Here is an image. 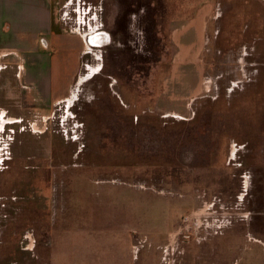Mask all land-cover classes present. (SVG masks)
<instances>
[{
	"label": "rangeland",
	"instance_id": "obj_1",
	"mask_svg": "<svg viewBox=\"0 0 264 264\" xmlns=\"http://www.w3.org/2000/svg\"><path fill=\"white\" fill-rule=\"evenodd\" d=\"M66 1L48 106L0 53V264H264L239 202L241 147L264 136V0H89L97 32Z\"/></svg>",
	"mask_w": 264,
	"mask_h": 264
},
{
	"label": "crops",
	"instance_id": "obj_2",
	"mask_svg": "<svg viewBox=\"0 0 264 264\" xmlns=\"http://www.w3.org/2000/svg\"><path fill=\"white\" fill-rule=\"evenodd\" d=\"M88 1L77 0V7L83 13L92 11L93 16L89 20L87 19V22L92 21L93 24L89 25L87 23L86 27L87 29L93 28L95 29L94 32H97L101 28L97 13L102 11V4L91 5V2L89 3ZM72 2L71 0L66 1L65 5L67 6H63V12H66V9ZM205 8L207 6L202 7L200 11H203ZM56 9L57 5L54 0H0V53L3 52L2 55L7 54L16 61L17 65H14L21 72H19V78L22 80L20 85L29 87L30 89L27 92H31L32 90L33 96L35 95L34 98H38L43 105L45 103L46 105L50 104L54 99V93L60 89L61 82L66 77L61 74L64 63L62 64V62L57 61L53 53L50 52L51 46L57 48V46H61L60 42L65 45L57 37L54 30L58 26L59 19L62 22H67L68 17L66 13V15H61L58 18ZM65 17L67 20H65ZM206 17H208L206 14L202 16L197 14L196 17L187 23L186 27L182 28L178 39L184 48L193 50L195 45H198V40H200L199 34L203 31L201 25H205L204 21H206ZM65 28H69V26ZM94 32L90 31L89 34L83 35V40L85 41L87 36L96 35ZM100 34H102V31H100ZM9 38L13 40L11 43L15 47L6 45V42L9 43ZM1 60L2 57H0V65ZM18 60L20 61L19 64ZM5 70L7 71L4 63L3 68L0 66V78L6 77L3 74ZM35 77L36 80H33ZM62 84L64 85L65 82ZM186 84L189 86V90H182L184 93V98L182 99L188 98L192 102L197 97L196 90L199 85L198 83L196 84L193 76L186 78ZM161 102L165 101L162 99ZM43 105L40 104L41 107H45ZM177 106L175 105V110L178 108ZM254 137L253 140L257 141L254 146L251 145L252 147H248L247 149H244L246 146L241 147L243 149L239 156V167H243L245 173L241 176V184L244 191L239 195V202L240 207H242L241 210H248L253 220L264 221V144L262 143L264 136ZM259 141L261 143H258ZM234 151L237 152V150ZM246 197L249 198L245 200Z\"/></svg>",
	"mask_w": 264,
	"mask_h": 264
},
{
	"label": "flooded vegetation",
	"instance_id": "obj_3",
	"mask_svg": "<svg viewBox=\"0 0 264 264\" xmlns=\"http://www.w3.org/2000/svg\"><path fill=\"white\" fill-rule=\"evenodd\" d=\"M100 37V36H99ZM102 38H100V40H101ZM99 40V38H96V37H94L93 38V40H92V42L94 43V45H96V46H98V45H100V43H101V41ZM4 112V111H3ZM0 113H2L1 112V110H0ZM5 113V112H4Z\"/></svg>",
	"mask_w": 264,
	"mask_h": 264
}]
</instances>
